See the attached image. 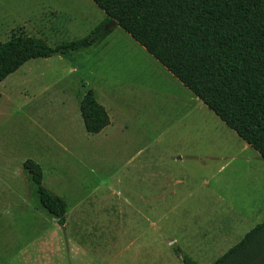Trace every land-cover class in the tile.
Listing matches in <instances>:
<instances>
[{"label":"rangeland","instance_id":"1","mask_svg":"<svg viewBox=\"0 0 264 264\" xmlns=\"http://www.w3.org/2000/svg\"><path fill=\"white\" fill-rule=\"evenodd\" d=\"M104 17L91 0H0V42L21 27L55 45ZM88 88L111 120L97 134L78 108ZM0 92V264H183L175 249L211 264L264 220V159L119 26L27 61ZM28 158L66 199L64 223Z\"/></svg>","mask_w":264,"mask_h":264},{"label":"trees","instance_id":"2","mask_svg":"<svg viewBox=\"0 0 264 264\" xmlns=\"http://www.w3.org/2000/svg\"><path fill=\"white\" fill-rule=\"evenodd\" d=\"M91 1L105 17L81 38L49 45L13 28L0 42V82L31 59L66 58L119 26L264 159V0ZM78 108L87 133L110 124L92 88L79 97ZM22 167L41 207L64 223L67 201L44 186L40 164L28 158ZM175 252L183 264H197ZM211 264H264V220Z\"/></svg>","mask_w":264,"mask_h":264},{"label":"crops","instance_id":"3","mask_svg":"<svg viewBox=\"0 0 264 264\" xmlns=\"http://www.w3.org/2000/svg\"><path fill=\"white\" fill-rule=\"evenodd\" d=\"M12 29V28H11ZM10 29V30H11ZM5 29H4V27L2 28V24H0V31H4ZM110 122H111V120H110ZM110 125V124H109ZM108 125V126H109ZM107 126V127H108ZM150 177H151V180H153V183L155 184V181L157 180V178H158V176H157V174H156V172H152L151 170H150ZM176 182H178L179 183V181H176ZM150 205V210H154V211H156L157 210V205H158V202H153V203H151V204H149ZM151 259V258H150Z\"/></svg>","mask_w":264,"mask_h":264},{"label":"water","instance_id":"4","mask_svg":"<svg viewBox=\"0 0 264 264\" xmlns=\"http://www.w3.org/2000/svg\"><path fill=\"white\" fill-rule=\"evenodd\" d=\"M116 24V22L113 20L110 24H109V26H114Z\"/></svg>","mask_w":264,"mask_h":264}]
</instances>
